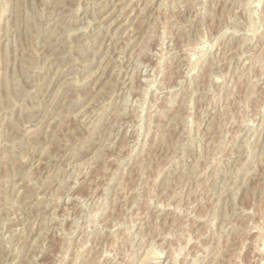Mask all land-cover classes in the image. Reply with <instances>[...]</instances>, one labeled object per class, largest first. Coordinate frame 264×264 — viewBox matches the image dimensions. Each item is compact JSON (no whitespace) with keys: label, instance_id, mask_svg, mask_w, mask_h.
Wrapping results in <instances>:
<instances>
[{"label":"rangeland","instance_id":"obj_1","mask_svg":"<svg viewBox=\"0 0 264 264\" xmlns=\"http://www.w3.org/2000/svg\"><path fill=\"white\" fill-rule=\"evenodd\" d=\"M263 234L264 0H0V264H262Z\"/></svg>","mask_w":264,"mask_h":264},{"label":"bare ground","instance_id":"obj_2","mask_svg":"<svg viewBox=\"0 0 264 264\" xmlns=\"http://www.w3.org/2000/svg\"><path fill=\"white\" fill-rule=\"evenodd\" d=\"M163 1V0H162ZM114 5V4H113ZM116 5V4H115ZM160 7V6H159ZM102 9V8H101ZM114 9V8H113ZM112 9V10H113ZM111 11V10H110ZM110 11H109V13H110ZM109 16V15H108ZM109 22V21H108ZM200 42V41H199ZM192 46V45H191ZM198 46V45H197ZM203 49V48H202ZM67 50V49H66ZM195 50V49H194ZM198 50H199V48H198ZM193 57V56H192ZM175 114V113H174ZM174 116V115H173ZM220 118V117H219ZM224 123V122H223ZM250 124V123H249ZM183 129H184V127H183ZM217 132V131H216ZM236 134H237V132H236ZM231 139V138H230ZM244 142V141H243ZM216 143V142H215ZM227 146V145H226ZM134 148V147H133ZM215 152V151H214ZM230 153V152H229ZM218 156V155H217ZM199 159V158H198ZM210 164V163H209ZM165 207V206H164ZM173 210V209H172ZM176 211V210H175ZM180 214V213H179ZM248 221V220H247ZM233 223V222H232ZM256 223V222H255ZM235 225V224H234ZM228 228V227H227ZM246 229V228H245ZM125 232V231H124ZM261 233V232H260ZM124 234V233H123ZM262 235V234H261ZM264 235V234H263ZM261 240V239H260ZM262 241H263V239H262ZM264 242V241H263ZM262 243V242H261ZM259 248V247H258ZM260 251H262V250H260ZM103 254V253H102ZM103 256V255H102ZM218 257V256H217ZM264 261V260H263ZM262 261V264H264V262ZM261 263V262H260ZM217 264V263H216Z\"/></svg>","mask_w":264,"mask_h":264}]
</instances>
